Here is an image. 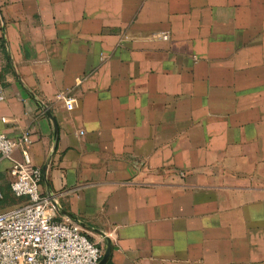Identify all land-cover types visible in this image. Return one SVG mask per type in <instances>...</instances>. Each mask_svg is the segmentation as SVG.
Here are the masks:
<instances>
[{"label": "crops", "instance_id": "obj_1", "mask_svg": "<svg viewBox=\"0 0 264 264\" xmlns=\"http://www.w3.org/2000/svg\"><path fill=\"white\" fill-rule=\"evenodd\" d=\"M0 83L106 264H264V0H0Z\"/></svg>", "mask_w": 264, "mask_h": 264}, {"label": "built area", "instance_id": "obj_2", "mask_svg": "<svg viewBox=\"0 0 264 264\" xmlns=\"http://www.w3.org/2000/svg\"><path fill=\"white\" fill-rule=\"evenodd\" d=\"M167 37V34L163 35ZM68 110L76 100L59 94ZM6 100L0 83V103ZM32 135L0 134V156L11 164L13 195L25 204L0 213V264H99L103 250L89 232L68 218H57L55 203L41 189L42 170L33 162ZM16 152L21 155L15 158ZM4 194L0 189V203Z\"/></svg>", "mask_w": 264, "mask_h": 264}, {"label": "water", "instance_id": "obj_3", "mask_svg": "<svg viewBox=\"0 0 264 264\" xmlns=\"http://www.w3.org/2000/svg\"><path fill=\"white\" fill-rule=\"evenodd\" d=\"M56 130H57V129H56ZM109 254H110V251H108V252L105 254L104 258L102 259V261H101L99 264H106L107 259H108V257H109Z\"/></svg>", "mask_w": 264, "mask_h": 264}]
</instances>
